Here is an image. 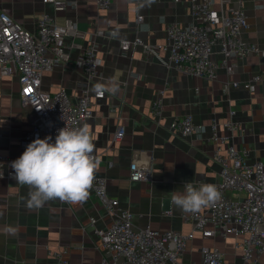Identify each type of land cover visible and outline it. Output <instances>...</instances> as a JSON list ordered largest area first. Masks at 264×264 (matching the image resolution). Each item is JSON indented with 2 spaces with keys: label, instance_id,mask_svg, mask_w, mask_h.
Here are the masks:
<instances>
[{
  "label": "crops",
  "instance_id": "obj_1",
  "mask_svg": "<svg viewBox=\"0 0 264 264\" xmlns=\"http://www.w3.org/2000/svg\"><path fill=\"white\" fill-rule=\"evenodd\" d=\"M65 1L76 5L56 10L53 3L43 0H0V8L31 30L44 12L58 24L76 23V32L65 37L68 60L42 76L43 88L50 91L66 86L75 95L87 82L78 60L94 35L103 66L101 74L91 80L90 93L94 95L96 82L115 79L120 85L115 95L93 98V114L83 123L90 126L100 161L95 175L105 179L108 194L117 198L122 208L131 210L137 228L150 225L160 231L190 232L193 224L172 204L171 194L182 193L186 182L203 179L213 184L221 179L220 164L213 157L214 143L209 139L213 120L231 143L248 149L249 161H264V0H213L220 13L244 8L248 26L242 37L262 50L237 59L232 73L219 67L214 79L164 65L149 58L140 46L127 52L121 49L123 40L137 36L151 43L165 42L170 23L186 25L194 20L193 5L198 0H113L107 9H100L97 0ZM138 13L144 16L142 26L137 22ZM214 59L221 62L220 52H215ZM255 75L261 79L247 87ZM159 95L163 115L157 117L152 104ZM186 114L205 129L186 136L173 131V119ZM33 117L32 108L21 103L18 73L0 74V154L8 157L7 172H14L12 161L26 149L23 139L32 128ZM231 117L240 128L226 127ZM120 128L125 133L117 139ZM134 161L149 168L152 180H131ZM28 192L29 187L15 178L0 177V264H57L51 253L54 250L65 251L68 264H113L95 233L96 228L110 224L112 215L93 187L83 203L53 199L38 209L27 206ZM231 195L238 198L243 193L232 191ZM92 217L96 218L94 225ZM203 246L218 247L230 264L244 263L234 236L200 233L188 241L182 262L201 264ZM116 264L126 263L119 259ZM246 264H264V253Z\"/></svg>",
  "mask_w": 264,
  "mask_h": 264
},
{
  "label": "built area",
  "instance_id": "obj_2",
  "mask_svg": "<svg viewBox=\"0 0 264 264\" xmlns=\"http://www.w3.org/2000/svg\"><path fill=\"white\" fill-rule=\"evenodd\" d=\"M43 2L53 3L56 10L76 5L75 1L65 0ZM112 2L97 0V5L100 9H107ZM213 4V0L195 1L194 20L186 25L170 23L165 42L151 43L137 36L133 40H123L122 51L140 46L149 58L198 77L214 79L219 67L232 73L237 59L261 53L262 50L258 44L246 42L242 37L243 30L248 26L247 14L242 6L220 13ZM137 22L140 26L144 24V16L140 13ZM74 32L75 22L58 24L46 12L37 19L35 29L31 30L0 8V74L18 73L21 103L24 107L32 108L34 113L32 128L23 139L25 146L37 137L52 136L54 141L57 130L64 126L83 125L93 114V98L105 96L95 93L92 96L90 93L91 80L101 74L103 66L94 35L78 60L79 67L87 76V82L80 86L79 92L71 95L66 86L57 91L43 88L44 72L68 60L64 49L65 37ZM216 51L222 56L220 63L214 59ZM259 79L261 75H255L245 85L251 87ZM232 85L239 86V82ZM152 109L157 117L163 115L161 95L154 100ZM234 114L232 110L231 116ZM232 117L226 121V127L240 128ZM210 128L209 139L214 143L213 157L220 164L221 177L213 184L221 196L213 205L198 213H183L184 219L193 224L188 233L174 229L160 231L150 225L137 228L131 210L122 208L119 200L108 194L105 179L95 175L94 192L112 215L110 224L105 228H96L95 233L101 240L102 250L111 255L113 264L119 259L126 264H185L181 256L188 241L197 233L203 236H234L243 264L252 262L264 253V161H249L248 149L236 146L221 134L217 120L211 122ZM171 129L186 136L203 131L205 126L197 124L192 115L186 114L173 119ZM124 133V128H120L115 137L120 139ZM7 160L6 155L0 154V177L14 178V172L6 171ZM130 171L133 181L152 180L149 168L140 167L135 161L131 163ZM191 183L196 187L206 184L203 179ZM232 191L242 192L243 196L234 198ZM90 222L94 225L96 218L92 217ZM209 224L212 227H207ZM51 253L57 258V264L69 263L65 251L54 250ZM201 253V264H230L218 247L203 246Z\"/></svg>",
  "mask_w": 264,
  "mask_h": 264
},
{
  "label": "clouds",
  "instance_id": "obj_3",
  "mask_svg": "<svg viewBox=\"0 0 264 264\" xmlns=\"http://www.w3.org/2000/svg\"><path fill=\"white\" fill-rule=\"evenodd\" d=\"M119 82L108 79L96 83L92 91L97 96L119 92ZM100 161L95 155V144L90 126H64L52 136L37 137L26 146L19 158L12 161L14 178L29 187L27 206L42 207L47 201L59 199L70 204L83 203L93 186ZM216 185L196 187L186 182L184 191L172 192V204L185 213H198L220 199Z\"/></svg>",
  "mask_w": 264,
  "mask_h": 264
}]
</instances>
